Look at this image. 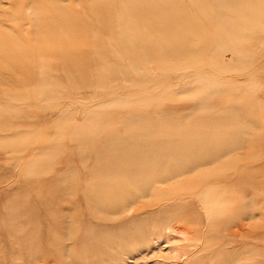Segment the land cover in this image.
<instances>
[{
    "label": "rangeland",
    "instance_id": "1",
    "mask_svg": "<svg viewBox=\"0 0 264 264\" xmlns=\"http://www.w3.org/2000/svg\"><path fill=\"white\" fill-rule=\"evenodd\" d=\"M211 1L0 0V264H264V0Z\"/></svg>",
    "mask_w": 264,
    "mask_h": 264
},
{
    "label": "bare ground",
    "instance_id": "2",
    "mask_svg": "<svg viewBox=\"0 0 264 264\" xmlns=\"http://www.w3.org/2000/svg\"><path fill=\"white\" fill-rule=\"evenodd\" d=\"M211 3L215 4L216 6L218 7H222V8H226L229 12V15H239V16H245L247 17L246 15V11H252V1L251 0H213L211 1ZM156 6H154V5ZM152 5H150L147 9V11H151V10H154V9H157L158 8V4L157 3H153ZM209 2L208 3H204V2H201V1H198L196 3V6L199 8V9H204L202 10V13L205 15L207 14V12H209L210 10H208L207 6H208ZM138 12L141 11V7L137 9ZM148 13V12H147ZM208 15V14H207ZM233 28L235 29V25L233 26ZM232 28V29H233ZM149 166V165H148ZM151 166V167H150ZM149 166V170H150V175L152 174V170H153V166L154 165H150Z\"/></svg>",
    "mask_w": 264,
    "mask_h": 264
}]
</instances>
